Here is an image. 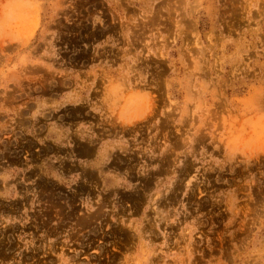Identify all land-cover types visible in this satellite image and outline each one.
Instances as JSON below:
<instances>
[{
	"label": "rangeland",
	"instance_id": "obj_1",
	"mask_svg": "<svg viewBox=\"0 0 264 264\" xmlns=\"http://www.w3.org/2000/svg\"><path fill=\"white\" fill-rule=\"evenodd\" d=\"M0 264H264V0H0Z\"/></svg>",
	"mask_w": 264,
	"mask_h": 264
}]
</instances>
